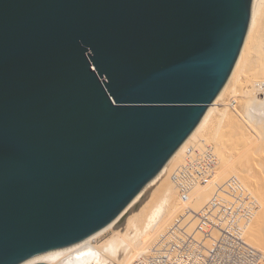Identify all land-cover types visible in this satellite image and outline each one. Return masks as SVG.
I'll use <instances>...</instances> for the list:
<instances>
[{
    "label": "water",
    "instance_id": "water-1",
    "mask_svg": "<svg viewBox=\"0 0 264 264\" xmlns=\"http://www.w3.org/2000/svg\"><path fill=\"white\" fill-rule=\"evenodd\" d=\"M256 3L0 0V264L130 206L226 86Z\"/></svg>",
    "mask_w": 264,
    "mask_h": 264
},
{
    "label": "bare ground",
    "instance_id": "bare-ground-1",
    "mask_svg": "<svg viewBox=\"0 0 264 264\" xmlns=\"http://www.w3.org/2000/svg\"><path fill=\"white\" fill-rule=\"evenodd\" d=\"M232 102L236 104L233 107ZM200 138L215 145L220 161L210 181L194 191L187 210L170 175L182 162L186 148ZM217 181L224 185V190L234 181H240L253 195L258 205L248 239L264 250V0H257L229 81L197 129L160 174L110 225L87 240L35 263L85 264L94 260L96 264H132L146 255L160 233L169 231L181 217L186 216L194 227V211L209 216V202L216 196ZM151 191L148 202L143 201ZM138 205L142 207L136 210ZM263 252L261 264H264Z\"/></svg>",
    "mask_w": 264,
    "mask_h": 264
},
{
    "label": "built area",
    "instance_id": "built-area-1",
    "mask_svg": "<svg viewBox=\"0 0 264 264\" xmlns=\"http://www.w3.org/2000/svg\"><path fill=\"white\" fill-rule=\"evenodd\" d=\"M216 151L215 145L200 138L186 148L182 162L171 172L170 180L187 210L194 191L210 181L219 165ZM215 186L209 216L194 211V227L186 216L181 217L132 264H261L262 252L248 239L258 203L240 181L231 183L228 190L218 181ZM85 264L96 263L91 260Z\"/></svg>",
    "mask_w": 264,
    "mask_h": 264
},
{
    "label": "rangeland",
    "instance_id": "rangeland-1",
    "mask_svg": "<svg viewBox=\"0 0 264 264\" xmlns=\"http://www.w3.org/2000/svg\"><path fill=\"white\" fill-rule=\"evenodd\" d=\"M258 97H259V96H258ZM258 97L255 96V98H258ZM232 104H233V105H232V107H233L235 103L232 102ZM235 105H236V104H235ZM245 117H246V116H245ZM246 118H248V116H247ZM161 184H162V183H161ZM159 186H160V185H159ZM150 194H152V191L149 192V193L147 194V196L143 199V201L146 200L145 202H148L147 199H148V198L150 199V197H148ZM147 197H148V198H147ZM149 199H148V200H149ZM145 202H144V203H145ZM142 205H143V204H142ZM142 205H138V207H137L136 210H138L140 207H142ZM248 238H249V237H248ZM258 249H260L261 252L264 251V250H262V248H258ZM263 253H264V252H263Z\"/></svg>",
    "mask_w": 264,
    "mask_h": 264
}]
</instances>
